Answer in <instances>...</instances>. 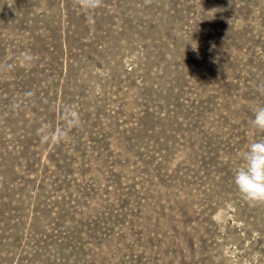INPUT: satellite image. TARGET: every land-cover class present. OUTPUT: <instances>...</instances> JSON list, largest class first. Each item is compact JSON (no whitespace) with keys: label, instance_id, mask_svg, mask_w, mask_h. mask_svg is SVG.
<instances>
[{"label":"rangeland","instance_id":"obj_1","mask_svg":"<svg viewBox=\"0 0 264 264\" xmlns=\"http://www.w3.org/2000/svg\"><path fill=\"white\" fill-rule=\"evenodd\" d=\"M261 84L264 0H0V264H264Z\"/></svg>","mask_w":264,"mask_h":264},{"label":"clouds","instance_id":"obj_2","mask_svg":"<svg viewBox=\"0 0 264 264\" xmlns=\"http://www.w3.org/2000/svg\"><path fill=\"white\" fill-rule=\"evenodd\" d=\"M77 5L89 15H93L104 5V0H77ZM258 90L264 94V84ZM252 128L264 134V105H258L253 110L250 121ZM79 118L73 117L64 122V126L41 135L42 143L53 139L60 143L67 139L70 128L78 127ZM234 183L241 197L249 204H264V139L251 142L242 156V164L235 170Z\"/></svg>","mask_w":264,"mask_h":264}]
</instances>
